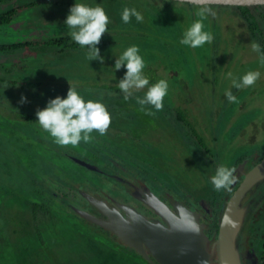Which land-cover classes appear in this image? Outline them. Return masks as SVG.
<instances>
[{"label":"rangeland","instance_id":"1","mask_svg":"<svg viewBox=\"0 0 264 264\" xmlns=\"http://www.w3.org/2000/svg\"><path fill=\"white\" fill-rule=\"evenodd\" d=\"M29 1L33 0H7L0 5V11ZM41 1L47 4L29 7L12 23L0 27V41H13L16 39L14 35L19 34L37 39L41 35L48 37L69 33L64 20L75 2L90 6L100 4L110 20L109 32L103 34L97 45L104 57L103 63L97 59L89 60L86 46L70 50L60 57L52 55L49 47L23 50L9 56L0 54V65L13 68L16 63L13 68L16 70L12 69L9 73L0 68V78L19 80L16 86L0 83V114H3L0 117V194L4 188L7 190L0 195V264H157L119 247L115 239L88 219L85 218L90 224L81 222L75 215L73 218L69 214L72 208L67 203H61L62 199L58 202L50 197L58 205L55 210L70 215L74 225L44 220L41 222L43 229L40 228L42 241L31 234L34 229H26L32 226L31 210L23 202L31 199L30 178L39 177L34 175L32 159L25 161L24 154L13 151V148L27 146L32 153L29 147L36 141L51 149L50 142L53 140L45 136L47 133L38 121H25L23 115H35L38 108L46 107L48 100L57 95L66 98L72 84L86 101L99 100L105 104L111 115V124L105 135L93 131L100 143L104 142L102 156L112 158L115 156L112 152L125 154L134 167L140 165L138 172L142 168L145 171L143 176H139L131 171L123 158L114 157L122 167L121 179L130 178V184L146 185L152 191L155 188L158 190L153 191L156 194L169 191L171 196L161 194V199L166 198V201L177 198L175 193L186 189L183 191L186 196L179 195L181 199L177 200L185 204L182 198L198 199V205H193L192 209L194 206L201 207V200L211 205V199L205 196L224 191L215 190L211 183V177L220 164L236 169L249 157V161L252 159L249 166H252L259 158L253 156L264 153V65L260 64L258 54L251 47L252 42L258 41L251 36L238 10L230 5H207L213 9L215 16L209 15L203 21L204 30L210 31L214 39L210 44L192 48L180 44L179 40L192 21L199 19L196 12L205 4L178 0H57V5L52 0ZM125 6L136 8L143 15V21L138 22L133 16L125 24L121 19ZM48 24L53 27L51 32ZM262 26L264 28V22ZM132 45L139 47V54L146 65L143 72L149 83L159 79L168 82L163 110L146 106L155 113L151 116L140 111L136 101V97L144 96L147 88L134 91L133 96L125 101L123 93L116 87L126 67L115 69V60ZM41 48L47 50L48 55L37 51ZM19 59L22 61L19 62ZM248 71L260 73L256 83L240 89L233 87L227 73L231 72L239 80ZM24 82L30 85H24ZM46 91L51 95H45ZM226 91H231L238 102H229ZM22 96L26 97L23 103ZM182 109L189 124L175 120V110L179 112ZM104 158L99 163L109 166ZM239 158L243 160L240 162ZM35 165L34 171L41 175L39 179L49 172L46 177L53 180L47 166L39 169L41 164ZM60 172L55 168L53 174ZM112 172L116 170L113 168ZM243 172L245 169L239 174ZM116 174H119L118 171ZM63 179L67 181L65 176ZM117 183L116 188L120 186L119 181ZM46 184L58 193V197L60 193L67 194V198L73 194L69 185L57 183V180ZM71 184L78 186L75 182ZM122 188L130 192L128 188ZM81 190L91 193L100 202H107L113 209H118L117 204H129L107 192L108 198L101 192ZM118 192L121 190L118 189ZM245 199L251 213L249 221L246 218L241 227L237 242L239 248L243 240L248 242L252 264H256L260 241L264 236V180L253 185ZM218 200L219 204L222 203L224 196ZM209 204L207 207H210ZM83 210L105 218L98 209L97 213L86 208ZM15 211L19 214H14ZM60 217L64 219L65 215ZM214 219V214L209 216L208 221L204 217L200 219L205 225L203 232L210 238L214 234ZM22 242H27V246L19 249Z\"/></svg>","mask_w":264,"mask_h":264},{"label":"water","instance_id":"2","mask_svg":"<svg viewBox=\"0 0 264 264\" xmlns=\"http://www.w3.org/2000/svg\"><path fill=\"white\" fill-rule=\"evenodd\" d=\"M185 2L204 4L201 0ZM210 4L254 5L264 4V0H212ZM73 159L90 168L94 167L81 159L75 157ZM242 169H245V172L239 174ZM234 175L236 180L233 184L240 177L241 179L220 203L216 216L217 231L212 238L203 232L205 225L200 220L204 217L208 221L212 215L207 203L201 200L199 204L202 208L194 206L192 209L174 198L165 201L145 186L141 194L135 198L150 207L156 217L139 213L128 204H117L118 209H113L107 202L103 200L100 202L85 191H81V194L88 199L89 205L103 212L105 218L95 216L86 210H75L83 218L107 231L116 242L133 249L151 263L252 264L248 242L243 240L239 248L237 240L245 219L248 218L249 221L250 218L251 212L245 203L247 191L257 182L264 180V156L252 166H248L245 159L235 169ZM206 215L208 217H205ZM225 215L237 222L236 228L224 223ZM209 221L211 223V220ZM193 223L198 227V232L191 231ZM256 264H259V258Z\"/></svg>","mask_w":264,"mask_h":264},{"label":"clouds","instance_id":"3","mask_svg":"<svg viewBox=\"0 0 264 264\" xmlns=\"http://www.w3.org/2000/svg\"><path fill=\"white\" fill-rule=\"evenodd\" d=\"M180 2H185V0H180ZM201 2L205 6L196 12L199 19L193 20L183 32L182 38L179 40L182 45L198 48L205 43L210 44L214 39L210 31L204 30L203 23L209 15L215 16L213 9L207 6L212 0H201ZM133 16L138 22L143 21V15L136 8L125 6L121 13L122 21L127 24ZM109 23V17L100 4L90 6L77 2L70 7L64 20V25L70 30L68 33L70 38L81 47L88 48L89 60L97 59L101 63H103L104 57L100 55L97 45L103 34L109 32ZM251 47L252 51L258 54L260 64L264 65V49L258 42H252ZM139 52V47L132 45L116 58L115 69L126 67V72L116 87L123 93L125 101L133 96L134 91L147 88L144 96L136 97V101L140 105V111L151 116L155 113L146 106L151 105L157 111L163 110V100L168 94V82L165 79H159L155 83H149L148 77L143 72L146 66L145 61ZM227 76L232 80V86L240 89L253 86L259 79L260 73L248 71L239 80L235 79L231 72L227 73ZM225 95L229 102H238L231 91H226ZM25 101L26 97L22 96L21 102ZM35 115L41 128L48 132L54 143L59 146L76 147L81 141L90 143L94 140V137L91 136L93 131L105 135L111 124V115L105 104L99 100L88 99L86 101L72 84L68 88L66 98L57 95L55 98L49 99L46 107L38 108ZM234 172V168L220 164L211 177L214 189L217 191L229 190L236 180ZM224 223L232 228L237 227V222L231 220L228 215L224 216ZM191 231L194 233L199 231L194 223Z\"/></svg>","mask_w":264,"mask_h":264},{"label":"trees","instance_id":"4","mask_svg":"<svg viewBox=\"0 0 264 264\" xmlns=\"http://www.w3.org/2000/svg\"><path fill=\"white\" fill-rule=\"evenodd\" d=\"M52 1H54L55 4H57V5L59 4L57 2V0H52ZM5 2H7V0H0V5H2ZM188 3L193 4L191 2H188ZM42 4L46 5L47 3L43 2L41 0H33V1L25 2L23 4L11 7L9 9L1 10L0 11V27L7 26L10 23H12L14 21V19L16 17H18V15L23 10L28 9L29 7L39 6ZM212 5H218V4H212ZM230 6L233 8H236L238 10V13L245 20L246 25H247V29L250 32L251 36L253 38H255L259 42V44L261 45L262 49H264V28L262 26V23L264 22V4L230 5ZM56 18H58V16ZM47 28L51 32L53 27L51 24H48ZM20 35L21 34L14 35V37L16 39H14L13 41H0V54L9 56V55H13L15 53L21 52L23 50L30 51V50H34V49L36 50V48H40V47H42V48L43 47H49L48 50H51L52 55L57 54L60 57L62 54L68 53V51H70V50L81 49V46L79 44L75 43L70 38V36L68 35L67 32L61 33L59 35H57V34L49 35L48 37H41V36H43V35H41L37 39H31L27 36L25 38V37H22ZM39 38H44V39H39ZM37 51L41 52L40 54L48 55L47 50H44V49L39 50L38 49ZM51 57H53V56H51ZM20 61H22V60L19 59V62ZM14 67H16V63L13 65V68ZM0 68H3L8 73L10 71L16 70V69L7 67L4 64H1ZM1 82H4L5 84L11 85V86L19 85L18 84L19 80H16L14 78L12 80L0 78V83ZM39 84L40 83L38 82L37 85H39ZM24 85H30V84L28 82H24ZM46 94L51 95L50 92H47V91H46L45 95ZM6 105L8 106V103ZM175 112H176L175 113V117H176L175 120L176 121L178 120V121H182L184 124H189L187 122L186 117H185L186 113L183 109H182V111H179V112L177 110H175ZM2 115L0 114V117H2ZM23 117H24L25 121L36 122V120H37L36 115L26 114V115H23ZM172 117H171V120H172ZM24 119H23V121H21L22 123L24 122ZM184 120H186V122ZM21 122L19 124H21ZM1 128L2 127L0 126V134H1ZM46 133L47 134H45V136L47 135V137H49L53 140L51 135L48 132H46ZM95 135H96L95 132L91 133V136L94 137V140L92 142L84 143L83 141H81L80 144L76 147H73L71 145L59 146L56 143H54V140H53L52 142H50V145L52 146V148L49 149L48 146L42 145L41 143H39V141H36L37 143L35 145H32L29 147L30 149H32L31 150L32 153L27 150L28 149L27 146H25V147L21 146V148H17L19 146H15V148H13V151H16L17 153H19V152L23 153L24 154L23 159L24 160L26 159L25 161L29 162V159H32L33 165L31 167L33 168L34 175L35 174L38 175L37 177L40 178L41 175L39 172L34 171L35 170L34 169V163H36L35 167L38 165V163L41 164V167L39 169H44L47 166V171H51L52 172L51 175H55V177L52 176L53 177L52 181L57 180V183H60V184H62L60 182V181H62L65 184L69 185L71 188H73L75 191H78L81 188V185L76 186V185L71 184L72 182H75L78 184L80 181L83 180V178H85L91 184H95L96 182H98L100 180L101 174L102 173L105 174L106 170L101 168V164L99 163V160L103 159V157H105L104 159L107 160L108 165L110 163L119 165V162L116 161L114 159V157L115 158L121 157L125 160L126 163H129V164L132 163V162L128 161V157L125 154H119V153H115V152L111 151L115 155L114 157L110 158L108 156H102V154H103L102 144L104 142H102V144H101L99 139H97V137ZM0 139H1V137H0ZM199 142L202 143L201 141H199ZM95 143H97L98 146H96L97 144H95ZM255 156H258L259 157L258 159H260V158H262V156H264V153L261 155L255 154L253 157H255ZM74 157L81 159L83 161H86V162L89 161L91 163H89V162H87V163L92 164L94 167L90 168L84 164H81V163L77 162L76 160H74L73 159ZM111 159L113 161H111ZM245 159L247 160V164L249 166L251 164L252 159L250 161H249V157H247ZM242 160H243V158H239L238 161L241 162ZM55 168H58L61 172L59 174H53L55 171ZM122 172H123L122 167L119 165L118 173H122ZM46 173H49V172H46ZM64 176L67 178V181L63 179ZM39 178H30V181L32 183L28 182V184H30V186L32 188L31 199H30V201H24L23 202V205L30 208V210H31L30 221L32 223V226H31V228L28 226L26 229L28 231H31V229L33 231V229H34L35 231H33L31 233L32 235L35 234V235H37L39 240H41V241L43 240L42 232H41L40 228H42L41 222L44 220H51L54 223L61 221V222H64L68 225H74L75 221L73 220V218H74L73 215H75L76 217H78L81 220V222L83 221L86 224H90L85 218L80 216L77 212L76 213L75 212L69 213V214H72V216H73V218H72V217H70V215H66V212L64 214V212L59 213L57 210H55L56 205H57L56 203L52 202L50 204L49 200H46V199L41 200L39 198L41 190L43 188H44V191H46V190H45L44 186L42 187V180ZM239 180L240 179H238L235 184H232L230 186L229 190H224L223 192L221 190L220 193H218L216 195H214V194L208 195V198L211 199V205L209 203L208 204L210 205V209H211L212 214L215 215V219L213 221L214 225L216 224V216H217V212H218L217 209H219V206H220L218 198L220 196H226L227 194H230L232 192L231 190L236 186V184L239 182ZM119 184L122 185L121 181H119ZM3 191L6 192L7 191L6 188H4L2 190L0 195H3V193H4ZM52 191H54V190H52ZM183 191H186V189H182L181 195L186 196ZM205 197H207V196H205ZM22 198H21V200H22ZM175 199H177V198H175ZM56 200L57 201L59 200L58 202L61 201V199H58V198ZM61 203H63V202L61 201ZM64 203H66V202H64ZM15 213L17 215L19 214L16 211L14 212V214ZM64 215H65L64 219L60 217V216H64ZM65 218H68L69 220H67ZM58 219H60V220H58ZM4 223H5V226H7V223L6 222H4ZM95 226H98V225H95ZM216 226H217V224H216ZM14 231H15V228H14ZM104 232H106L107 235H109V233L107 231H104ZM4 237H5V235L3 236V238ZM26 244H27V242H26ZM26 244H25V242H22L21 243L22 247L19 249L25 248L27 246ZM260 244H261V249H260V252L258 253L259 254V264H264V236L262 237ZM117 245L119 247L129 251L134 256L140 257L141 259H143L142 256L137 254L133 249L127 248L126 246L121 245L119 243H117ZM25 251H27V250L25 249ZM143 260H145V259H143Z\"/></svg>","mask_w":264,"mask_h":264},{"label":"flooded vegetation","instance_id":"5","mask_svg":"<svg viewBox=\"0 0 264 264\" xmlns=\"http://www.w3.org/2000/svg\"><path fill=\"white\" fill-rule=\"evenodd\" d=\"M111 161H113V160L111 159ZM87 162H89V161H87ZM89 163H91V162H89ZM127 164L130 166L131 171L133 173H135V174L137 173L139 176H143L142 174L145 173V171L143 170V168H142V170L140 172H138L139 169H141L140 167H138L140 165H137L136 166V167H138L137 170H136V167H134L131 163L130 164L127 163ZM119 165L110 163L109 166H105V165L104 166H101V168L105 169L106 172H105V174L104 173L101 174L100 180L98 182H96L95 184H91L89 181H87V179L83 178V180L78 183V185H81V188L80 189L87 190V191H91V192H101L102 195H104L105 197L107 196L106 195V192H107L109 195L111 194V196H113V197H119V199H122V201L124 203L127 202V203H129L128 205L134 206V208L137 210V212L142 213V214H144L146 216L156 217L157 215L155 214V212L152 209H150V207H148L142 200H140L138 198H135L139 194H141V190L143 189L144 186L145 187H148V188H149V186H146V185L140 186L138 184L137 185L130 184V178L121 179L120 176L123 175L122 174L123 172L122 173H119V174H116L117 171H118ZM126 167H127V165H126ZM113 168L116 170V172H112V169ZM125 169L128 170L129 167H127ZM48 174L49 173H46L45 176L43 175L44 178L43 177L41 178V180H42V186H44L45 187V190H46V191H44V188L41 190L40 197H39L41 200L42 199L43 200L44 199L49 200L50 197L51 198H55V199H57V198L58 199H62V201H66V203L72 208V210H73L72 212L73 213L74 212L76 213V210L75 209H81V210H83L85 208L87 210L91 211V212H96V213L98 212L93 207V205L92 206L89 205L88 199L84 195L81 194V191L82 190H80V189L78 191H75L73 188H71L73 190V194H72V196H69V198H67V194H64V193H60L61 195H60V197H58V193H55L54 191H52L51 190V187L48 184H46L47 182H53L52 179L46 177ZM51 177H52V175H51ZM152 179L158 181L154 177ZM43 180H45L46 183H44ZM117 181H121V184L122 185L119 184L120 186L116 188L114 186L116 184H118ZM60 182L63 185H67V184H65L62 181H60ZM121 186L122 187L124 186V187L128 188V190L130 192H128V193L125 192L124 189ZM118 189H120L122 193L121 192H118ZM153 191H158V190H156L155 188H153ZM87 193L89 194V192H87ZM103 193H105V194H103ZM162 193H165V194L170 195V192L169 191H162L161 193H158L157 195L161 198V194ZM179 195H181V193H177V192L175 193V196L177 198L181 199L179 197ZM107 198H108V196H107ZM162 199H164L166 201V198H163L162 197ZM206 199H208V197H206ZM114 201L116 203H118V201H116V200H114ZM182 201L187 206H189V207H193V205H198V199L191 200V199H188V198H182ZM51 202H52V200H51ZM51 202H50V204H51ZM212 227L214 229V231L211 230L212 232L217 231L216 224L214 225V223H213ZM211 231H209V232H211ZM209 232H206V233L209 234V235H211ZM14 233H16V231H14ZM21 247H22V245H19V248H21Z\"/></svg>","mask_w":264,"mask_h":264}]
</instances>
